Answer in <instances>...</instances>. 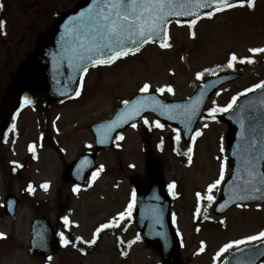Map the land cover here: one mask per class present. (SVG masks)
<instances>
[{"label":"rangeland","instance_id":"rangeland-1","mask_svg":"<svg viewBox=\"0 0 264 264\" xmlns=\"http://www.w3.org/2000/svg\"><path fill=\"white\" fill-rule=\"evenodd\" d=\"M78 1H0V20L4 21L0 31V126L6 117L3 112L8 107L6 87L11 74L25 60L37 33ZM189 24L168 26L165 43L171 47L148 45L112 65L89 69L75 101L47 106L37 102L23 107L11 121V131L0 134V213L3 214L7 194L18 201L14 218L3 214L0 223V233L4 234L0 238V264H161L154 250L144 245L134 224L133 187L129 182L131 177H137L145 183V160L151 156L163 169L182 264H221L235 248L264 240L234 246L217 257L224 245L264 231V203L235 206L221 216L213 214L230 167L224 145L227 127L209 114L215 108L214 115H221L225 111L220 109H228L233 97L237 99L264 82V53L249 51L264 48V0H255L252 8L237 5L212 18L205 15L192 27ZM233 54L238 58L233 63L244 58L257 62L244 70L228 67ZM226 72L237 74V78L211 97L189 143L183 145L177 128H158L156 121L146 116V132L137 128L121 132L110 150L97 154L95 178L94 174L90 176L77 192L61 181L66 164L93 151L90 126L109 117L122 101L141 93L144 84L150 85L148 92L164 99L182 100L206 78ZM198 74L202 75L198 78ZM169 87L172 92L167 91ZM160 88L165 91H157ZM121 136L123 139H119ZM30 146H34L32 151ZM32 153L36 156L33 161ZM12 163L24 166L16 173L17 179L10 174ZM222 166L224 178L213 189L214 200L209 204L208 187L220 180ZM29 183L33 194L25 189ZM45 184L47 190L42 187ZM129 204H133L131 215L120 219ZM40 216H47L69 241L49 260L29 254L30 224ZM65 217L70 221L68 225ZM128 218L132 223L127 222ZM113 220L123 227H111L115 235L104 234L91 252L83 255V246L94 238L96 229ZM116 236L120 238V250ZM78 237L81 243L74 242ZM125 248L127 254L122 258Z\"/></svg>","mask_w":264,"mask_h":264},{"label":"water","instance_id":"water-1","mask_svg":"<svg viewBox=\"0 0 264 264\" xmlns=\"http://www.w3.org/2000/svg\"><path fill=\"white\" fill-rule=\"evenodd\" d=\"M232 2L239 3V0ZM174 3L177 5L176 10L182 14L167 16L165 30L159 32L148 43H163L169 22L195 19L214 10L195 7L196 0H174ZM92 4L93 0L79 2L73 9L58 17L48 31L38 35L33 51L20 65L8 87L12 99L16 102L10 110V115L25 103L26 99L30 103L41 99L58 103L74 97L79 90L85 69L97 64L108 65L104 63L94 65L87 59H81V56L87 54L78 46L74 34L65 28L73 17L86 12ZM181 4L185 7L180 8ZM148 43L141 45L139 50ZM123 57L125 55L118 59ZM236 78L237 75L233 74L213 77L204 82L192 97L181 102L165 101L156 94H140L133 97L127 104L123 103L110 118L90 127L95 138L94 152L83 154L74 163L66 166L62 179L65 182L72 181L77 186L82 185L86 175L96 167V153L101 149H109L117 133L139 122L146 113L151 114L162 124L178 127L186 143L212 94ZM136 110H139V115L127 119V122H120ZM219 120L228 126L226 150L231 174L224 182L215 210L217 214L236 204L264 201V88H258L252 94L238 100L234 107L219 117ZM114 122H117L115 126ZM4 127L5 125L0 130ZM250 172L254 174L250 175ZM146 178V186L141 185L136 178L131 179L137 197L136 226L145 245L155 250L162 264H180L178 241L168 217L169 201L163 190L162 171L154 158L146 162ZM256 188L260 191H256ZM241 196L248 198L240 199ZM15 207L16 200L7 197L6 208L11 216ZM57 250L56 233L48 218L35 220L31 225L30 253L48 258ZM263 260L264 243L231 254L223 264H259Z\"/></svg>","mask_w":264,"mask_h":264},{"label":"snow or ice","instance_id":"snow-or-ice-1","mask_svg":"<svg viewBox=\"0 0 264 264\" xmlns=\"http://www.w3.org/2000/svg\"><path fill=\"white\" fill-rule=\"evenodd\" d=\"M255 0H239V6H247L249 8L254 7ZM237 4L233 3L232 0H196L195 7L197 8H207L214 9V11H208L204 13L208 18H212L215 13L222 12L226 9H231L236 7ZM180 8H184L185 5H179ZM2 8V5H0ZM177 5L174 3V0H93L91 7L87 9L86 12H81L78 17H73L69 24L65 26L66 31L71 32L76 37L78 46L84 49L86 56H81V59H87L91 61L94 65L97 63L110 64L115 59H118L121 55H128L129 53H134L139 51V47L145 43H148L154 36L158 35L159 32L165 30V24L167 21V16L169 15H181L180 11H177ZM147 14V18H146ZM191 14V13H189ZM196 23V20L193 19L189 26L192 27ZM4 25V21L0 20V28ZM195 37V33H192ZM132 45L133 47H129ZM162 48L171 47L170 44L161 43ZM249 51L253 54L264 53V48H252ZM95 57H107L106 59H96ZM238 58L233 54L230 58L228 67H233V62H237ZM239 63H252L253 61L244 58L238 61ZM86 71V69H85ZM202 74H198V78ZM256 88H264V82L255 85ZM150 88L149 84H144L140 89L141 92H147ZM253 89H248L247 91H252ZM157 91L163 93L164 88L157 89ZM168 92H172V88H167ZM79 95V93H77ZM27 99L25 103H27ZM236 102V97H233L232 104ZM125 104L128 101H124ZM232 104L228 105V108L232 107ZM164 107V106H161ZM172 107V106H169ZM217 109H212L210 115L213 116ZM220 111H227V109H220ZM135 115H139V110H136L131 116L126 117L123 121L127 122V119L134 118ZM171 118V117H170ZM117 122H114V126ZM145 124H148L147 119L144 120ZM155 126L162 128L163 125L159 121L155 122ZM207 126V125H205ZM14 127V126H13ZM132 127H136L135 124ZM196 135H201L200 132H197ZM123 139V136L119 137ZM177 141L180 139V134L177 132L176 136ZM91 147V145H89ZM34 146H30L29 150L32 151ZM192 149H189L191 152ZM191 162V157H189ZM255 165H253V169ZM103 166H101V171ZM254 173L250 172V175ZM95 178V174H94ZM224 178V169L221 168L220 180H217L214 184L209 185L207 200L211 204L214 200L212 195L213 189L220 184L221 180ZM42 187L47 190L48 185H42ZM174 187V186H170ZM260 191L259 188L255 189ZM29 191H32L31 185H29ZM73 191H78L74 188ZM198 199H201L199 193H197ZM240 199L248 198L247 196H241ZM135 200V193H133V203ZM133 204H129L128 210L126 213H120V219H124L125 216L131 215V209ZM199 213V209H197ZM65 225H68L70 221L67 217L64 218ZM119 222L113 220L109 223L101 224L95 233V237H98L99 234L110 227H118ZM199 230V229H198ZM2 233H0V238H3ZM61 242L64 245H67L69 241L65 238L64 234L61 233ZM80 239L79 237L77 238ZM139 239V237H137ZM258 239H264V231L260 232L256 236H249L246 240H238L224 245V247L217 253L219 257L222 253L228 251V249L245 244L247 242L255 241ZM96 239L93 238L90 242L94 244ZM203 251V247H201Z\"/></svg>","mask_w":264,"mask_h":264},{"label":"trees","instance_id":"trees-1","mask_svg":"<svg viewBox=\"0 0 264 264\" xmlns=\"http://www.w3.org/2000/svg\"><path fill=\"white\" fill-rule=\"evenodd\" d=\"M1 5V4H0ZM253 62L252 63H248V62H245V63H233L234 67L236 69H240V70H244L245 68L249 67V66H252L254 65L257 61L256 60H252ZM141 132H143V128H140ZM108 234H113V232L111 231H108ZM101 236V235H100ZM100 236L97 237V242H99L100 240ZM120 244L119 240L117 241V248L119 247L118 245ZM94 247H90V248H86L85 252L88 253V252H91V250L93 249ZM120 250V249H119ZM126 254H127V248L124 249V251H121V255H122V258H125L126 257Z\"/></svg>","mask_w":264,"mask_h":264}]
</instances>
